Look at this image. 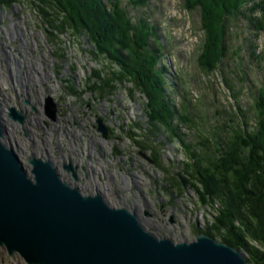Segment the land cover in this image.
<instances>
[{"label": "rangeland", "instance_id": "rangeland-1", "mask_svg": "<svg viewBox=\"0 0 264 264\" xmlns=\"http://www.w3.org/2000/svg\"><path fill=\"white\" fill-rule=\"evenodd\" d=\"M32 1L17 0L9 8L0 7V47L9 45L17 49L23 58L15 50L6 48L10 50V54L17 55L22 66L30 65L29 68L36 69L37 74H28L26 78L42 81L37 91L42 93V96L40 93L39 95L43 99H51L55 107V118L60 122L79 121L82 129H74V133L80 137L86 130L94 138L95 152H101L100 160L94 158L92 152L87 153L92 165L94 164L92 169H95V173L90 170L89 177H86L82 175L83 170L79 169L80 185L83 188H88L90 183L95 182L103 187L108 185L109 188L103 194L110 204L121 207L123 204L116 200L121 199L127 206H138L146 221L147 230L156 236L168 238L175 243L193 241L198 230L212 226L215 210L209 205H202L190 189L182 190L181 194L171 190L166 181L168 175L150 160L151 152L140 150L128 137V131L134 133L137 140L145 137L137 127V124L143 125L147 121L144 111L146 100L142 92L132 87L126 79L121 83L109 80L110 87H115L111 95L107 94L108 90L104 86L99 87V81L98 85L92 87L93 82L89 81V77L93 70L104 67L106 62L103 57H99L100 62L92 60L87 50L89 47L84 44L85 39H74L69 31L59 39L55 38L57 34L54 32V36L48 35L44 31L48 26L41 24L40 17L31 6ZM130 1L132 0H121V4L128 9L131 21L138 22L137 19L141 18L147 23V33L155 31V37L149 40H157L162 45L159 64L156 62V65L166 69L164 77L174 92L173 105L179 109L184 96L183 102L192 115L190 128L181 127L180 132L195 143L197 135L210 136L213 132H221L225 139L229 127L243 129L244 121L252 126L256 115L253 108L256 91L264 86V32L253 29L247 18L248 14L233 18L228 23L231 26L229 51L219 69L205 73L196 62L205 34L200 27L199 8L188 10L187 6L192 5V0H144V6L137 10H133ZM245 1L244 7L257 10L264 0ZM257 16L258 11H253L252 17ZM21 32L24 36L23 46L16 39V36L22 39ZM69 81L74 85L77 95L69 92L72 91ZM31 112L30 116L36 117ZM40 113L42 114L41 111ZM98 120L108 130L106 137L98 130ZM45 121L51 125L50 128L43 127L50 142L51 154L60 153L70 162V153L79 151L78 154L82 155L87 152L78 150L79 147L75 145L78 141L75 139L68 144L66 133L63 129L57 132L56 126L52 127L51 118L46 116ZM36 132L37 128L33 135ZM162 138L158 139L164 142ZM86 141L88 139H83V142ZM89 143H84V146ZM142 145L148 146L145 141ZM162 148L158 151L162 164L170 175H176L181 170L178 165L185 161L182 149L177 143L166 141ZM31 150L33 153V148ZM34 150L37 151V148ZM25 152L30 153L29 149ZM35 155L43 158L39 153ZM72 157L71 161L80 167L82 163L75 160V155ZM24 160L27 165L28 157L26 159L25 156ZM255 190L259 191V188L255 187ZM82 192L93 194L85 189ZM227 198L221 197L219 202L225 206ZM231 198L230 194V200ZM145 203L149 208L148 216L144 215ZM200 234L204 233L198 235ZM257 235L261 236V232ZM255 246L261 250L259 244ZM240 252L246 258L245 252ZM18 263V260L0 247V264Z\"/></svg>", "mask_w": 264, "mask_h": 264}, {"label": "trees", "instance_id": "trees-1", "mask_svg": "<svg viewBox=\"0 0 264 264\" xmlns=\"http://www.w3.org/2000/svg\"><path fill=\"white\" fill-rule=\"evenodd\" d=\"M16 1L0 0V7L9 8ZM130 3L133 10L144 6V0ZM245 3V0H192V5L187 6L191 11L195 7L200 10V27L205 37L196 62L203 72L219 69L226 57L231 19L248 14L253 29L264 32V1L257 10L244 7ZM31 6L41 24L48 26L44 30L48 35L54 32L59 39L69 31L74 39H85L92 60L100 62L103 57L104 67L93 70L89 77L92 87L99 81V87L104 86L111 95L115 87H110L109 80L121 83L126 79L142 92L147 121L137 127L145 137L137 140L134 133H126L140 150L151 152L150 160L168 175L166 181L171 190L181 194L182 190L190 189L202 205L215 210L212 226L198 230L196 235L204 233L245 252L248 264H264V86L256 91L252 126L242 121L244 128L229 127L225 139L221 132H213L210 136L197 135L198 140L190 142L180 132L181 127L189 129L193 122L183 102L185 97L176 109L174 92L164 77L166 69L156 65L162 45L157 40H149L155 37V31L147 33V23L141 18L138 22L131 21L121 0H33ZM253 11H258L257 17H252ZM69 83L72 90L69 92L77 95L74 85ZM159 137L164 142L177 143L184 153L185 161L178 165L181 170L176 175H170L161 162L158 151L163 149L164 142ZM143 140L147 147L142 145ZM221 197H228L225 206L219 202Z\"/></svg>", "mask_w": 264, "mask_h": 264}, {"label": "water", "instance_id": "water-1", "mask_svg": "<svg viewBox=\"0 0 264 264\" xmlns=\"http://www.w3.org/2000/svg\"><path fill=\"white\" fill-rule=\"evenodd\" d=\"M43 111L54 118L50 98ZM7 136L0 119V247L24 264H248L243 253L205 234L178 243L156 236L137 206L114 207L104 194H83L49 159L33 154L24 165Z\"/></svg>", "mask_w": 264, "mask_h": 264}, {"label": "flooded vegetation", "instance_id": "flooded-vegetation-1", "mask_svg": "<svg viewBox=\"0 0 264 264\" xmlns=\"http://www.w3.org/2000/svg\"><path fill=\"white\" fill-rule=\"evenodd\" d=\"M21 37L22 39L19 36H16V39H19L18 41H20V44L23 46L24 36L22 35ZM22 40L23 42H21ZM6 48L10 50H15V53H17V55H19L20 57L22 56V58L23 55H21V53L18 52L17 49H14L12 46L7 45L5 47H0V119L3 120L4 125L7 128V142L12 146L13 150L16 152L19 159L24 165L25 156L27 159V157L29 158L31 155H33V153H39L43 156V158L49 159L52 163H54V165L59 171L62 180L78 187L81 191L85 189L87 192H99L103 194V188L100 189L101 186H99L98 182L90 183L88 188H83V186H81L79 182L81 181V174L79 175V169L83 170L82 175L86 177L89 175V173H91L90 170H93V172L95 171V169H92L94 167V164L92 165L90 156L87 153L92 152L93 157L98 158L100 160L99 156L101 152H95L96 146L94 143V138H92V136H90V133H88V131L86 132V130L84 131V133L82 132V135L80 137H78L74 133V129H82V123H80L79 121L68 120L67 122H60L58 118H55L54 116V118L52 119V127L56 126L57 132L59 131V129H63L66 133V139L68 144L71 143V141H74L75 139L76 142L78 141V143H76L75 145H77V147H79L81 150H86L87 152H84V154L82 153V155L78 154L79 151L78 153L75 152L74 154L70 153V162H67V158L61 155L60 153L51 154L52 150L50 153V142L48 141L46 131L44 129L50 128L51 126H49V122L45 121L46 115L43 111V104L45 102L46 97L43 99L42 97H40V95L42 96V93L39 92V90L37 91L39 85L41 86L42 81H40L39 79V81H36V78H26L28 74H37L35 71L36 69L29 68L30 65L22 66V61L17 57V55L15 56L12 53L10 54V50H7ZM13 109L23 115L22 123L15 121L11 117H9V115L12 113L11 110ZM31 111L36 114V117L30 116V114L32 113ZM40 111L42 112V114L40 113ZM35 128L38 129V132L33 135V131ZM68 128L70 130H67ZM84 137L88 139V141L86 142H90L91 145L89 143L88 146H84V143H86L83 142V139H85ZM56 146L57 150L59 151V144H57ZM31 148H33V153ZM34 148H37L38 152L35 151ZM28 149L30 153L26 154L25 151H27ZM72 155H75L76 161L79 160V162L82 163L80 167L78 165H75L76 162L71 161V158H73ZM69 166H71V169L74 170L76 178L71 176L72 174H70L71 172L69 171ZM88 169L89 172H87ZM110 179L112 180V178ZM92 185L95 187H93ZM106 199L108 200L107 197ZM116 200H118L120 203H123L121 199ZM133 206L135 205L133 204ZM15 258L19 261L18 264H24V262L18 256L15 255L14 259Z\"/></svg>", "mask_w": 264, "mask_h": 264}, {"label": "bare ground", "instance_id": "bare-ground-1", "mask_svg": "<svg viewBox=\"0 0 264 264\" xmlns=\"http://www.w3.org/2000/svg\"><path fill=\"white\" fill-rule=\"evenodd\" d=\"M23 35V33L21 32V36ZM78 150H80V148L78 149ZM82 152H83V150H82ZM78 153V152H77ZM54 164V163H53ZM55 166V165H54ZM56 167V166H55ZM69 171L71 172V176L72 177H75V173H74V170L73 169H71V166H69ZM93 186V185H92ZM104 186H106V187H103V186H101V188L100 189H102L103 188V191L104 190H106V189H108L109 187H107L108 185H104ZM97 187V186H96ZM93 193V192H92ZM106 196V195H105ZM13 258H14V256H12ZM12 259V258H11ZM16 259V258H15Z\"/></svg>", "mask_w": 264, "mask_h": 264}]
</instances>
